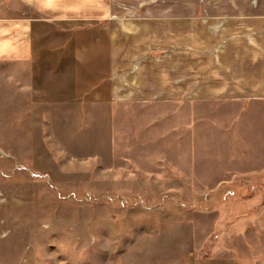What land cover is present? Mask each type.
<instances>
[{
	"label": "crops",
	"instance_id": "1",
	"mask_svg": "<svg viewBox=\"0 0 264 264\" xmlns=\"http://www.w3.org/2000/svg\"><path fill=\"white\" fill-rule=\"evenodd\" d=\"M11 1L0 0L3 98L25 93L73 158L87 131L112 146L156 109L164 175L191 173L246 229V194L264 193V0Z\"/></svg>",
	"mask_w": 264,
	"mask_h": 264
},
{
	"label": "rangeland",
	"instance_id": "2",
	"mask_svg": "<svg viewBox=\"0 0 264 264\" xmlns=\"http://www.w3.org/2000/svg\"><path fill=\"white\" fill-rule=\"evenodd\" d=\"M9 95L0 94V264H264L261 195L246 194L241 232V211L216 207L223 196L199 193L197 177L169 180L156 109L108 148L87 131L92 141L73 158L49 115Z\"/></svg>",
	"mask_w": 264,
	"mask_h": 264
}]
</instances>
